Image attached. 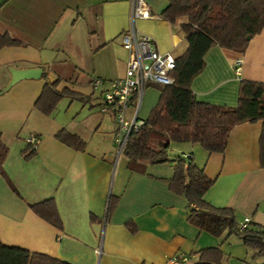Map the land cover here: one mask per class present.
<instances>
[{
    "label": "crops",
    "instance_id": "0c3cea01",
    "mask_svg": "<svg viewBox=\"0 0 264 264\" xmlns=\"http://www.w3.org/2000/svg\"><path fill=\"white\" fill-rule=\"evenodd\" d=\"M146 2L155 18L137 20L136 27L160 52L181 56L188 46L180 27L186 19L172 24L161 17L168 0ZM131 3L0 0V34L24 44L0 50V137L8 147L0 176V241L71 264H166L176 255L187 258L181 264H195L208 248L222 251V264H264V257L235 235L216 237L188 222V201L169 187L176 155L161 164L124 158L115 171L114 116L101 112L104 87L96 93L91 81L124 76L128 52L121 35L131 26ZM175 37L180 38L176 46ZM249 41L244 52L215 46L206 53L204 68L191 82L198 101L236 107L241 81L264 83V29ZM30 69L89 99L65 97L50 115L41 113L34 103L45 84L42 76L12 83L13 72ZM160 94L157 84L148 86L139 102L131 100L127 116L137 109L145 121ZM61 130L83 140L84 150L59 141ZM261 133L262 121L245 122L230 131L221 153L190 142L174 148L190 155L214 181L204 201L232 209L238 224L249 218L248 227L257 230H264ZM31 135L40 139L35 155L25 160ZM110 196L118 202L107 218ZM47 199L55 201L62 229L30 208Z\"/></svg>",
    "mask_w": 264,
    "mask_h": 264
},
{
    "label": "trees",
    "instance_id": "16d2710c",
    "mask_svg": "<svg viewBox=\"0 0 264 264\" xmlns=\"http://www.w3.org/2000/svg\"><path fill=\"white\" fill-rule=\"evenodd\" d=\"M168 6L161 17L174 24L185 18L181 30L187 41L186 51L176 58L172 76L174 83L160 88L157 104L151 110L146 124L133 133L127 143L124 155L130 161H143L161 164L170 161L169 142H190L199 144L208 153H221L225 150L228 135L237 125L245 122L262 121L259 140L260 164L264 168V83L243 80L240 83L236 107L200 102L191 90V82L205 66L204 57L215 46L236 52H244L255 35L264 29V0H168ZM8 34H0V50L4 47L23 46ZM43 88L34 107L45 115H50L59 101L65 97L87 101L81 93L64 87L59 89L60 80L48 81L45 74ZM167 135L168 143L162 148H152L149 139L152 133ZM56 138L70 148L83 151L85 142L78 136L61 130ZM8 147L0 137V176L4 174L3 164ZM35 155L34 148L24 149L25 160ZM214 181L209 179L202 167L190 155L176 156L174 175L170 180V190L182 195L188 201L190 211L188 222L220 237L235 235L249 250L257 251L264 257V230L239 228L235 213L230 208H218L204 201L206 191ZM118 198L110 196L107 205V218L112 214ZM30 208L58 229L63 222L55 201L31 204ZM133 223L127 227L134 230ZM195 264H222L223 253L219 248L201 250ZM0 264H71L59 258L32 253L17 246H7L0 241Z\"/></svg>",
    "mask_w": 264,
    "mask_h": 264
},
{
    "label": "built area",
    "instance_id": "2783aa9c",
    "mask_svg": "<svg viewBox=\"0 0 264 264\" xmlns=\"http://www.w3.org/2000/svg\"><path fill=\"white\" fill-rule=\"evenodd\" d=\"M131 2V26L121 35V44L128 52L124 76L110 81L102 78H94L91 81V87L94 90L104 87L100 95L101 112H111L114 116L113 139L117 158L124 153L130 136L146 124V120L138 117L137 109L130 118L127 116L131 100L135 97L139 102L148 86L172 85L174 83L172 73L175 70L177 58L172 52H160L154 39L140 32L136 27L137 20L155 18L146 0H131ZM179 42L180 38L175 37L174 46ZM240 63L241 60H238L237 65ZM39 139L38 135H31L27 138V143L31 148H35ZM249 221V218H245L239 224V228H247ZM96 253L101 254V249L96 250ZM186 261V257L176 255L169 258L166 264H181Z\"/></svg>",
    "mask_w": 264,
    "mask_h": 264
},
{
    "label": "rangeland",
    "instance_id": "374dc122",
    "mask_svg": "<svg viewBox=\"0 0 264 264\" xmlns=\"http://www.w3.org/2000/svg\"><path fill=\"white\" fill-rule=\"evenodd\" d=\"M181 53V48L177 51L176 55L180 54ZM175 55V54H174ZM157 87L161 88V86H158ZM97 90V89H96ZM99 90L96 91V93H98ZM96 97L98 94H95ZM168 143V138H167V135L165 134H162V133H157V132H154L151 134L150 136V139H149V145L150 147L152 148H162L164 147L166 144ZM178 142H172L171 144V147L169 148V154L171 155H176V156H180L182 155L181 152H178L177 153V150L174 149L175 148V145L177 144ZM174 149V150H173ZM124 158H127L124 153L119 156V158L116 157V151H115V161H114V166H115V171L118 170V167L120 166V163L121 161L124 159Z\"/></svg>",
    "mask_w": 264,
    "mask_h": 264
},
{
    "label": "water",
    "instance_id": "95a60500",
    "mask_svg": "<svg viewBox=\"0 0 264 264\" xmlns=\"http://www.w3.org/2000/svg\"><path fill=\"white\" fill-rule=\"evenodd\" d=\"M42 71L40 69H30V70H22V71H15L12 73V83H15L21 79L27 78H39Z\"/></svg>",
    "mask_w": 264,
    "mask_h": 264
}]
</instances>
